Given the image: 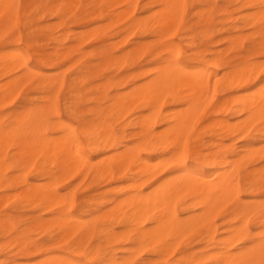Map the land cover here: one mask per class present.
Returning <instances> with one entry per match:
<instances>
[{"label": "bare ground", "instance_id": "obj_1", "mask_svg": "<svg viewBox=\"0 0 264 264\" xmlns=\"http://www.w3.org/2000/svg\"><path fill=\"white\" fill-rule=\"evenodd\" d=\"M160 1L162 9L156 15L131 18L133 31L139 29L142 35L154 33L158 37L159 47L152 53L154 66L134 78L131 90L128 74L120 79L114 94L107 81L99 85L93 99L88 93H78L67 100L78 107L94 102L93 108H81L82 115L91 116L88 142L77 138V131L83 134L76 125L79 122L45 120V114L53 108L56 115H62L57 92L44 104L30 99V105L25 102L21 111L0 113V235L4 239L0 259L7 243L9 257L18 264H78L98 253H106L114 262L131 261L141 259L144 252L157 258L150 264H169L174 253L179 255H175L173 264H211L228 258V252L238 246L237 239L248 236L244 225L252 228L253 236H259L261 223L256 213L264 193V129L260 128L262 105L258 94L262 64L252 62L251 56L264 50V17L258 7L253 8L260 0L242 3L241 9H257L239 18L244 25L257 26V32L249 49L251 55L239 57L237 64L236 58L226 59L224 52L201 49L194 42L188 43L192 53L187 54L174 36L185 22L190 0ZM3 2L20 5L18 16L14 13L10 22L0 15V28L7 29L19 22L22 3ZM117 2L131 3L52 0L49 10L57 12L60 24L74 21L82 26L102 20L112 26L125 20V30L130 31V15L135 9L132 6L118 11ZM38 8L32 7L27 18ZM210 36L209 31L203 34L204 38ZM25 38L27 48H34L28 36ZM235 39L233 42L238 43ZM21 41L18 35L12 42L14 49L0 54V81L5 80L0 83V101L16 97L24 84L35 80H42L40 90L58 91L65 85L61 77L44 78L43 72L31 65L29 51L20 47ZM139 44L140 51L148 47ZM66 54L58 51L54 56ZM46 56L36 59L49 63ZM94 56L100 62L86 63L76 77L77 83L109 69L130 68V48L116 56L101 45ZM171 59L181 61L182 71L169 66ZM221 94L223 99L218 101ZM206 117V125L200 127ZM243 132L247 134L241 145L227 144ZM178 141L182 149L186 144L196 157L183 172L160 164ZM82 171L86 172L84 176L92 174L98 187L106 182L114 186L101 193L102 201H83V213L76 214L72 190L63 193L59 185L69 175ZM13 199L18 201L17 206L8 208L7 203ZM26 208L29 213L19 219L17 213ZM37 231L45 238L34 236ZM97 234L103 244L92 246L89 241ZM195 238L200 239L199 251L192 250Z\"/></svg>", "mask_w": 264, "mask_h": 264}, {"label": "rangeland", "instance_id": "obj_2", "mask_svg": "<svg viewBox=\"0 0 264 264\" xmlns=\"http://www.w3.org/2000/svg\"><path fill=\"white\" fill-rule=\"evenodd\" d=\"M51 1L52 0H21L22 8L20 11V20L18 24L20 28L23 29V35L28 36L30 41L34 43L35 49L32 48L29 50L27 48L25 36L21 35V32L18 31L16 33V36L12 40L0 39V54L1 53L4 54L3 51L6 53L7 51L9 52L13 50L14 47L12 45V42L18 37V35L19 36L21 35L22 41L20 42L21 43L20 47L25 52L29 51V60L31 62V65L41 70L44 74V78L46 79L57 78L60 80L61 77V79H64L65 85L60 89L58 88V91H56L57 88L51 91L47 89L45 90L39 89V84L41 83L42 80H40V82L39 80L27 82L15 95L16 97H12L10 99L0 101V113H3L5 111L6 112L21 111L24 109L23 106L26 103L30 105L31 103L30 99L33 100L32 103L38 105L44 104L47 102L46 100L49 97L57 94V101L60 112L62 115L66 116L67 115L66 106L68 104L67 100H69L73 95L78 93H88V97L90 99H93L94 97H96V95H98L97 88L99 87V85H102L107 81H110L109 90L112 94H114L117 91L116 87L120 79L122 77L127 76L128 74H130V90H131V88L134 85L133 84L134 78L137 77V75L142 74L143 69L147 70L154 66V63L152 61L153 59L152 53H154V51L157 50L159 47V43H157L158 37L154 33L149 35L148 34L142 35L139 29H135V31H133L131 18L133 16H136L137 18H148L156 15L155 12H159V10L162 9V1L133 0L132 2L133 3L135 2V4L133 5L131 4L132 2L130 0L131 2L130 6L126 4H119L117 2L118 4L116 3L115 8L118 11L124 8L126 9V7L127 8L130 7L131 9L132 6L134 7L133 10L135 9L134 12L132 13L130 12L131 13L130 31L125 30L126 27L125 20L123 21L121 20L122 22L118 21L114 23V25L112 26L107 24L109 23V21H102V20L91 21L82 26L76 25L74 21H67L66 24H60L62 22V19L56 15L57 12H51L49 10V6H50L49 3ZM243 2H245V0H241V3L234 2V0H209V1L190 0L188 2V6L186 10L185 22L176 31L174 36L175 41L179 42L182 45L184 51L187 52V54L192 53L189 50L190 49L189 45L190 43L192 44L194 42L195 45H199L201 49L209 48L224 52V56L226 59L234 60L236 58L234 62L237 64L239 57L251 55L249 49L251 46L252 39L256 37L255 33L257 32V28H256L257 26L255 25L247 26L242 23L241 19L239 20V18H242L245 15H247L246 13L250 15L254 13V11H257V9H241ZM32 7L34 8L39 7V8L35 14L28 16L27 18L26 14H28L31 11ZM3 29L0 30V35H3L5 33L6 29L4 30ZM205 31L210 32L211 36L209 38L203 37ZM91 32L93 35L90 34ZM129 32L131 34H128ZM88 33L90 34V36ZM126 33L129 36H127ZM125 35L127 36V39L125 38L126 37ZM53 37H56L58 40L59 39L60 40L53 41L52 40ZM122 37H124L125 40ZM104 38L105 41L101 42V40H104ZM118 39L119 40L122 39L124 41L121 42ZM233 39L239 42L234 43ZM139 43H141V45L145 44L148 47L140 51L137 49L138 45H140ZM101 45H106L107 48L112 49L113 53L116 56L123 54L125 50H128L130 48V68L120 69L117 71H114V69H109L105 72L103 71L100 75L97 74L91 75L89 79L84 83H77V81H75L76 77H78V73L86 63L94 64V62L95 63L100 62L99 60H97L94 54L95 51H97ZM58 51H60L61 53L67 52V54L61 55L60 58H56L54 54L57 53ZM42 54L48 56V57L46 56V59L50 61L49 63L45 62V64H43L36 59L38 57L41 58L40 56ZM262 56H264V50L255 53V55L252 54L251 56L252 62H254L255 64H258V62L259 64L260 63L263 64L262 62L264 60L261 59ZM75 61L77 62L75 63ZM68 66L71 67L69 68ZM77 66L79 67L77 68ZM76 68L78 70L74 71ZM62 70H64L63 71L64 73L62 72ZM259 75H260L259 78L261 80V72H259ZM145 80L146 78H144V81ZM2 81L4 83L5 80ZM2 81H0L1 85H2ZM94 88L97 91H94ZM55 92L57 93L55 94ZM41 95H44L45 97L44 96L41 97ZM62 95L64 96L62 97ZM222 99L223 96L221 94L218 96V101H222ZM82 105L87 106V107H83L84 110H88L95 106L92 100H90L87 104H82ZM86 115L90 116L87 113ZM206 119L207 117L201 121L200 127L203 126L204 123L208 121V119L207 120ZM226 142L227 144L237 143L238 145H241L243 143L242 139L240 138L227 140ZM263 143H259V146L261 144L263 145ZM101 156H102L101 154L97 155L95 156V159H98ZM262 165H259L258 167ZM84 172L85 171H82L77 174L69 175L59 185L60 191L63 193L70 194L71 191L69 189L72 190V193L70 195H73L76 199V205H77V207L75 208L76 214L83 213L80 206V204H82L83 201L85 200H89L91 202H95L98 200L102 201L101 193L113 188L114 186V185L109 186L108 182H106L102 186L98 187L97 184L93 182L92 174H88V175L85 174L84 176L83 174ZM28 173H30V171H28ZM15 174H19V171H16ZM29 175L31 178H33V174H29ZM80 176H82L83 178H81ZM77 182L78 184H76ZM72 184L76 185V186L74 185L75 188H73ZM11 192L14 193L15 191H11ZM17 203L18 201L13 199L9 201L6 206L8 208H14L17 206ZM104 210L105 209L96 212L94 213V215H99ZM28 213H29V209L26 208L24 210H21L19 213H17V215L19 216V219H22V217H24ZM87 218H90V216L87 215ZM100 227L102 228V226ZM33 235L39 237L40 239L45 238L44 234L39 235L38 231L34 232ZM102 240L103 238L99 234H97L93 238H91L89 242L91 243L92 246H95L100 243L103 244ZM199 240H200L199 238H195L194 240H192L193 251H197L198 249L200 250L202 248L201 244H199ZM3 241L4 239H2L0 235V243ZM141 255L142 257L150 256L146 252L142 253ZM175 258L176 256L175 257L171 256L169 261L174 262ZM155 259L157 258L155 257Z\"/></svg>", "mask_w": 264, "mask_h": 264}, {"label": "snow or ice", "instance_id": "obj_3", "mask_svg": "<svg viewBox=\"0 0 264 264\" xmlns=\"http://www.w3.org/2000/svg\"><path fill=\"white\" fill-rule=\"evenodd\" d=\"M258 7L261 16L264 17V0H260V4L258 6H253V8ZM20 5L15 3H5L3 0H0V15H2L6 21H11L13 14L15 13L18 16ZM261 27L264 28V20L261 21ZM20 31L21 35H23V30L20 28L19 24H12L11 27L5 30L3 35H0V39L12 40L16 33ZM170 43H174L171 41ZM264 60V56L261 57ZM181 61H177L174 59L169 60V66H174L175 71H182L179 67ZM259 71L261 72V80L260 87L258 89V94L261 98V121L260 128L264 129V64L260 66ZM255 87V86H254ZM87 107L86 105L77 106L75 102H70L66 106L67 115H56L55 109H50L45 114V120L48 123H52L56 120H64L67 119L69 124L77 123L78 129L83 130V134L81 135L79 131H77V138L83 142H88L91 137L90 124L89 121L91 119L88 115L81 114V108ZM248 132L251 129L247 130ZM247 132L239 133L241 139ZM195 154H190L189 147L185 144L184 148H181L180 142L178 141L176 146L171 149V155L162 161H160L161 166L168 167H176V171L183 172L185 171L188 162L192 159H195ZM163 180L164 178L161 177ZM159 183V182H158ZM239 198V197H238ZM259 220L261 223V231L259 236L252 235V228L248 225H244V231L248 233L247 237L238 238L237 245L233 247L228 252V258L216 259L211 262V264H264V193H262L258 213ZM240 223L243 224V219L240 220ZM241 239L246 240V242H241ZM13 248H17L18 245H13ZM4 258L0 259V264H18V261L14 258H10L8 253L10 249L8 248L7 243L3 246ZM175 255H179V253H174ZM155 259L152 256H143L141 259H133L131 261H119L114 262L107 257V254H97L96 257L90 259H84L78 262V264H150V261ZM169 264H173L172 261H169ZM191 264V262H189Z\"/></svg>", "mask_w": 264, "mask_h": 264}]
</instances>
